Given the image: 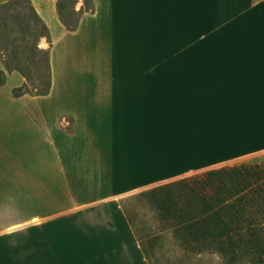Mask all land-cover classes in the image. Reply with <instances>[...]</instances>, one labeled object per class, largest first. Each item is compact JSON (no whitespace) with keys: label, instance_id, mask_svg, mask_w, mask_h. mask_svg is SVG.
I'll use <instances>...</instances> for the list:
<instances>
[{"label":"crops","instance_id":"0c3cea01","mask_svg":"<svg viewBox=\"0 0 264 264\" xmlns=\"http://www.w3.org/2000/svg\"><path fill=\"white\" fill-rule=\"evenodd\" d=\"M31 3L52 32L51 41L41 37L51 85L36 97L57 92L54 102L65 103L51 135L61 185L29 195V161L7 157L0 242L11 247V260L17 236L26 245L35 239L38 253L47 232L64 229L60 222L102 209L106 231L87 219L91 248L131 246L136 254L91 255V263H145L122 197L264 157V0H92L74 29L59 0ZM10 140L6 146L19 150ZM53 204L59 208L47 212ZM13 213L27 217L13 220Z\"/></svg>","mask_w":264,"mask_h":264},{"label":"rangeland","instance_id":"374dc122","mask_svg":"<svg viewBox=\"0 0 264 264\" xmlns=\"http://www.w3.org/2000/svg\"><path fill=\"white\" fill-rule=\"evenodd\" d=\"M91 2L92 0H59L61 17L65 21V25L70 27L78 23L80 14L84 12L85 7L91 6ZM78 5L80 6L78 7ZM44 8L49 13L47 17L51 19L49 3H45ZM49 30L48 25L35 11L31 0H0L1 197L4 194L7 157L14 160L23 158V160L29 161V195L44 196L46 193H52L54 184L57 185V172H53L55 156L51 142L52 122L53 115H58L59 107L64 108L65 103L54 102V98L58 96L57 92L55 96L51 93L47 98L36 97L47 94L51 85L50 49L48 46H42L45 43H41V37L48 36L51 41L52 32ZM17 77L22 78L23 81L21 84L15 85ZM8 133L12 136L10 141L18 146L21 145L19 150L6 146V137L10 138ZM15 150L16 152H14ZM44 159L48 162L45 165L41 163ZM242 163L249 165L255 173L258 172L253 174L252 184L256 187H264V157L258 155L243 158L226 164V166ZM208 169L210 168L185 178L201 176ZM9 173L15 174L13 166L9 167ZM182 179L154 184L152 187L130 193L120 199L125 211L124 216L125 213L127 216L124 218H128L140 242L143 251L140 255H145L147 258V261L144 263L142 260L141 264H227V261L218 253L208 251L199 253L185 249L181 245L182 239L175 235L171 223L160 219V197L166 195V190L182 191L181 184L183 185V183L176 182ZM59 185L61 184L57 186ZM255 194L254 197H257L258 200L260 197L259 203L252 201L248 205V210L253 213L258 209L263 211L259 225L262 226L264 232V190L260 193L255 192ZM0 202H3V199ZM109 206L111 207V205ZM56 208L58 209L59 206L53 204L45 210L49 212ZM25 213L24 215L13 213L10 216L13 220H17L27 217ZM103 216L102 209H95L87 214L82 213L79 217H73L69 222H67L68 219H65L66 223L60 222L64 225V229L59 225V228L47 232L44 240L39 242L43 251L38 253L36 252L38 242L35 239L26 245L24 244L26 241H20V237L17 236L19 238L14 239L12 247V252L16 255L13 260L8 258V253L6 255V248L10 250L11 247L0 242V264H110L91 263V255H98L100 259L101 256L106 255L122 254L132 257L136 254L131 246L91 248L90 237L93 227L88 220L91 219L92 222L97 220L96 228L103 232L107 225L105 218L99 220ZM118 216L122 229L127 231L120 212H118ZM1 219L5 220L4 214H0V223L4 221ZM51 254L57 256L54 262H48L50 260L47 257ZM136 256L140 259L139 255ZM255 256H234L235 259L231 264H264V262L260 263L259 258Z\"/></svg>","mask_w":264,"mask_h":264},{"label":"trees","instance_id":"16d2710c","mask_svg":"<svg viewBox=\"0 0 264 264\" xmlns=\"http://www.w3.org/2000/svg\"><path fill=\"white\" fill-rule=\"evenodd\" d=\"M254 173L242 163L210 168L201 176L176 181L183 183V190H166L160 197V219L171 223L185 249L218 253L227 264L234 256L251 255L264 262V232L259 225L263 211L248 210L252 201L259 203L255 192L264 190L252 184Z\"/></svg>","mask_w":264,"mask_h":264}]
</instances>
